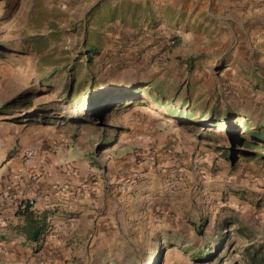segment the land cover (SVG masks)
<instances>
[{"label":"rangeland","instance_id":"rangeland-1","mask_svg":"<svg viewBox=\"0 0 264 264\" xmlns=\"http://www.w3.org/2000/svg\"><path fill=\"white\" fill-rule=\"evenodd\" d=\"M138 1L0 0V116L17 125L12 153L38 126L47 130L41 145L54 141L47 152L87 163L81 187L137 195L127 216L78 229L67 250L4 243L0 264L264 258V143L238 142L264 135V0H224L211 15L205 0L153 10ZM146 14L187 33L182 43L168 39L174 53L124 35ZM92 46L99 54L88 64ZM114 83L137 85L142 102L116 95ZM150 85L165 106L145 93ZM225 116L231 136L218 125Z\"/></svg>","mask_w":264,"mask_h":264},{"label":"crops","instance_id":"crops-1","mask_svg":"<svg viewBox=\"0 0 264 264\" xmlns=\"http://www.w3.org/2000/svg\"><path fill=\"white\" fill-rule=\"evenodd\" d=\"M174 1L142 0L137 3L153 10L155 4L174 8ZM227 2L233 5V0ZM223 3L224 0H205L201 6L206 4L207 15H211L208 12L210 4L222 6ZM147 15L136 26L125 28L124 35L129 37L137 34L140 47L174 53L176 49L168 47V39L177 37V43H182L187 33L180 27L165 25L155 17L147 18ZM111 66L116 70L122 68L121 64L112 63ZM124 71L133 76L138 75L130 67H125ZM5 118L10 117L0 116V245L5 246L6 243L15 250L36 246L49 254H58L67 250L72 242L76 243L78 229L85 228L86 225H102L119 213L126 216L129 214L126 211L134 207L132 205L137 195H129L122 190L107 192L100 183L83 190L81 185L85 179L82 176L86 174L87 163L82 160L69 161L64 158L63 152H47L46 146L54 141L40 144V135L47 134L46 129H41L40 134V127L35 126L28 138L20 139L21 149L28 145H37L40 149V161L31 169L24 168L22 152L12 153L16 149L17 125L13 124V119ZM160 140L163 141L157 139L158 142ZM76 172L80 173V177L71 175ZM62 186L66 187L65 191L60 190ZM27 199L34 200V206L27 213L47 226L45 234L36 243L29 242L22 232L23 226L28 225V220L26 213L18 212V204Z\"/></svg>","mask_w":264,"mask_h":264},{"label":"trees","instance_id":"trees-1","mask_svg":"<svg viewBox=\"0 0 264 264\" xmlns=\"http://www.w3.org/2000/svg\"><path fill=\"white\" fill-rule=\"evenodd\" d=\"M98 54H99V51H98V48L96 46L90 47L89 49H87L86 62L88 64H91L93 58L98 56ZM109 84H112V83H109ZM113 86L115 87L114 89L117 91L116 95H118L120 93L119 95L121 98L128 99L127 102L128 101L132 102L133 99L136 100L134 102H142L137 98L138 93L136 91H139L137 89V85L130 84V83L129 84L114 83ZM154 87L155 86L150 85L149 89H147L145 91V93L148 94L149 96H151V99L153 100L155 105L161 104V107L165 106L166 104H165V101L162 97H160V96L154 97L153 96V93L156 91V89ZM101 103H102V101L100 100L99 103H97L95 105V107H99V105ZM225 118H226V116H225ZM227 122H228V120L226 118V120L223 124H221V125L218 124V125H219V127H221V130H223L227 134V136H231L234 133V129L233 128L231 129V127L229 126V124ZM218 125H216V126H218ZM250 135H251L252 139L239 138L238 142L241 143L242 145L246 146V147L251 146L253 141L264 143V135L262 133H260V131L254 132V134L251 133ZM224 156H227L226 153H224ZM23 214H25V217L28 220V225L23 226L22 232L26 236V238L29 242L36 243L45 234L47 226L45 225L44 222H40V221L35 220V218L31 214L27 213V211L24 212ZM197 255L200 257L199 254H197ZM250 258H251V260H250L251 264H264V262H263L264 258L260 257L259 259H257V256H254V253L251 255Z\"/></svg>","mask_w":264,"mask_h":264},{"label":"built area","instance_id":"built-area-1","mask_svg":"<svg viewBox=\"0 0 264 264\" xmlns=\"http://www.w3.org/2000/svg\"><path fill=\"white\" fill-rule=\"evenodd\" d=\"M174 41H170L169 44L172 45ZM40 161V149L37 145H30L24 148L22 151V165L26 169L33 168ZM90 187H83V190H88ZM61 191H65L66 187L62 186ZM34 206V200L27 199L18 204V212L24 213Z\"/></svg>","mask_w":264,"mask_h":264}]
</instances>
